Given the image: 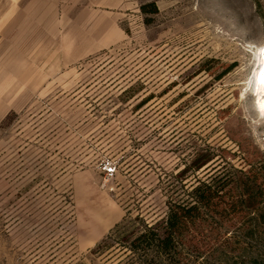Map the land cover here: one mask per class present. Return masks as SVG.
<instances>
[{
    "label": "rangeland",
    "instance_id": "obj_1",
    "mask_svg": "<svg viewBox=\"0 0 264 264\" xmlns=\"http://www.w3.org/2000/svg\"><path fill=\"white\" fill-rule=\"evenodd\" d=\"M263 43L264 0H0V264H264Z\"/></svg>",
    "mask_w": 264,
    "mask_h": 264
},
{
    "label": "trees",
    "instance_id": "obj_2",
    "mask_svg": "<svg viewBox=\"0 0 264 264\" xmlns=\"http://www.w3.org/2000/svg\"><path fill=\"white\" fill-rule=\"evenodd\" d=\"M141 9L145 11L147 6H150L152 10L156 11L157 7L155 2L141 4ZM208 159L205 158L202 161H198L196 166H202ZM196 179L190 183L191 189L187 192V195L174 199L165 200V216L163 220L164 230L161 233L158 230V225L154 223H145V227L140 229L141 231L132 239L134 243L142 240H147L148 243L160 247L167 255H172L176 250V242L174 240L173 233L180 232L183 226L187 224L189 220H192L197 214H199L202 207L210 205H216L214 197L222 189V185H218L213 179ZM120 222L117 225H119Z\"/></svg>",
    "mask_w": 264,
    "mask_h": 264
},
{
    "label": "bare ground",
    "instance_id": "obj_3",
    "mask_svg": "<svg viewBox=\"0 0 264 264\" xmlns=\"http://www.w3.org/2000/svg\"><path fill=\"white\" fill-rule=\"evenodd\" d=\"M255 57L257 59V66L255 67V70L259 73L256 82L257 84H259L258 92L261 97L256 100L254 106L258 113L264 115V84H262L259 80L260 74L264 72V43L257 48V51L255 52Z\"/></svg>",
    "mask_w": 264,
    "mask_h": 264
},
{
    "label": "built area",
    "instance_id": "obj_4",
    "mask_svg": "<svg viewBox=\"0 0 264 264\" xmlns=\"http://www.w3.org/2000/svg\"><path fill=\"white\" fill-rule=\"evenodd\" d=\"M114 169H115V165H108L106 168L107 172L110 174L114 171Z\"/></svg>",
    "mask_w": 264,
    "mask_h": 264
},
{
    "label": "snow or ice",
    "instance_id": "obj_5",
    "mask_svg": "<svg viewBox=\"0 0 264 264\" xmlns=\"http://www.w3.org/2000/svg\"><path fill=\"white\" fill-rule=\"evenodd\" d=\"M259 80L262 84H264V72H262L259 76Z\"/></svg>",
    "mask_w": 264,
    "mask_h": 264
}]
</instances>
